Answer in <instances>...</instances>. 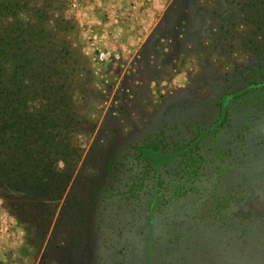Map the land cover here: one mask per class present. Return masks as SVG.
<instances>
[{
  "label": "rangeland",
  "instance_id": "374dc122",
  "mask_svg": "<svg viewBox=\"0 0 264 264\" xmlns=\"http://www.w3.org/2000/svg\"><path fill=\"white\" fill-rule=\"evenodd\" d=\"M29 2L63 124L1 135L0 264H264V0Z\"/></svg>",
  "mask_w": 264,
  "mask_h": 264
},
{
  "label": "trees",
  "instance_id": "16d2710c",
  "mask_svg": "<svg viewBox=\"0 0 264 264\" xmlns=\"http://www.w3.org/2000/svg\"><path fill=\"white\" fill-rule=\"evenodd\" d=\"M29 4V0H0V138L9 135L7 140L12 145L16 131L21 132L23 138H29V131L33 128L47 130L46 136L40 133L36 139H25L21 144L27 156L32 155L28 147L30 142L48 141L52 129L61 128L63 124L62 120L53 124L55 111H50L47 104L41 103L39 108L33 105L37 99L45 100V88H42L45 76L39 68V61L31 54L34 38L38 50L44 47L40 42L44 30H38L37 23L31 24L30 18L28 21L22 19V15L32 11ZM17 119H22L24 124H19ZM11 145L8 147L12 148ZM60 155L50 150L46 157L53 163Z\"/></svg>",
  "mask_w": 264,
  "mask_h": 264
},
{
  "label": "water",
  "instance_id": "95a60500",
  "mask_svg": "<svg viewBox=\"0 0 264 264\" xmlns=\"http://www.w3.org/2000/svg\"><path fill=\"white\" fill-rule=\"evenodd\" d=\"M83 187H85V186H82V187H81V190H83L84 192H87V188L85 187V188L83 189Z\"/></svg>",
  "mask_w": 264,
  "mask_h": 264
},
{
  "label": "flooded vegetation",
  "instance_id": "af4514ba",
  "mask_svg": "<svg viewBox=\"0 0 264 264\" xmlns=\"http://www.w3.org/2000/svg\"><path fill=\"white\" fill-rule=\"evenodd\" d=\"M86 187V186H85ZM87 188V187H86Z\"/></svg>",
  "mask_w": 264,
  "mask_h": 264
}]
</instances>
